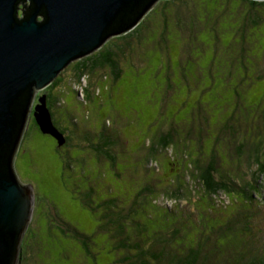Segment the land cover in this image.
<instances>
[{"label": "rangeland", "instance_id": "1", "mask_svg": "<svg viewBox=\"0 0 264 264\" xmlns=\"http://www.w3.org/2000/svg\"><path fill=\"white\" fill-rule=\"evenodd\" d=\"M239 3L240 0H182L185 8L183 20L186 23L184 31L175 27L176 19L172 15V10L165 9L162 17L168 16L170 26L165 33H161L162 17L158 14L155 16L154 11L162 5V2L156 0L140 22H147L151 14H153L152 20L150 17L148 26L147 23H143L139 35H136L133 42L138 44L140 41V46L134 48L136 52L144 51L143 54H147V57L140 54L141 52L134 53L130 68L126 58H120L122 68L129 71L122 75L118 83L114 84L109 68H98L94 74H89L88 78L84 77L82 82L77 81L72 68L76 60L60 74L64 80L55 87L53 93L65 96L67 99L64 98L71 102L70 109L74 115V118H71L62 113L64 125L69 131H73L77 124L87 125L96 122L100 128L106 120L116 130L123 129L126 132L124 134L126 140L121 143L118 141L117 145L113 146V152L116 153V157H119L124 150L130 152L126 155L129 163L134 158L136 160L138 158V155L132 156L133 150H136L134 147L140 146L156 129L168 130L169 127L182 133L176 134V139L182 140V144L188 141L193 154H198V149L207 147L211 141L210 145L216 144L218 153L223 154L225 161L236 162L238 160L236 147L239 146V141L232 143L230 131L220 130L219 122L223 118L222 115L231 112L235 107V115L256 118L255 115L260 113V110L263 114L264 109V103L261 104V99H264V76L258 80L247 75L221 76L233 68L232 62L226 60L239 54L241 46L244 47L247 57H256L257 65L264 69V19L258 26L242 27L240 22L246 9L239 8L237 11L236 5L240 6ZM261 15H264L262 10ZM236 31L244 37L242 40L236 38L235 41H231ZM181 56L184 65L181 64V60L179 61ZM182 65L186 70L185 77L180 75ZM236 66L237 64L234 63V67ZM250 70L254 72V69ZM250 81L252 84L249 85ZM86 86H88L86 89L88 100H83L82 87ZM247 86L249 91L246 92ZM204 89L207 92L203 94ZM238 91L241 92L240 96ZM201 94L204 102L202 108L208 112L210 123L208 124L201 116L197 119L194 110L191 124H182L181 122H187L184 117L191 111L192 105ZM183 101H186L184 107H182ZM205 102L208 104L205 105ZM65 105L67 107L66 103ZM174 114L177 120H170ZM220 114L221 118H219ZM186 117L190 120V114ZM262 121L261 116L259 122L261 125ZM213 122L218 124L213 127ZM244 122L236 125L239 132L244 133L245 129L250 128L245 126ZM97 125L94 126L96 131H101L102 129ZM239 132L238 136H240ZM260 134L258 133L255 139L259 138ZM188 136L191 137L185 140ZM24 137L17 154V162L20 166L18 170L24 182H31L34 185L37 195L34 215L24 235L22 258L19 264H117L113 261L122 256V251L111 249L113 246L108 241L103 250L101 247L93 246L94 252L98 253L96 260L89 257L79 240L73 234L61 229L63 223L53 211V204L63 219L90 233L89 228L95 225L94 221L97 223L100 221L83 205L84 187L90 184V180L102 189L106 183H111L115 191L105 192L101 196L108 194L113 196L119 194L122 185H127V190L132 189L129 182L131 177L123 172L118 176L111 163L106 164L104 156L100 161L87 155L86 150L90 151V148L83 147L86 142L80 145V140L74 139L71 141L72 145L59 148L57 141L50 134L43 133L32 117L28 121ZM216 138L220 140L219 143L216 142ZM199 139L203 140V146ZM94 140L97 138L95 137ZM82 149L84 151H81V154L85 156L86 161L92 160L95 167L103 171V174L92 171L90 166L81 169L75 156ZM184 149L182 146L171 149L165 153V158L172 161L171 155L182 157ZM67 153L70 154V158ZM167 160L159 159L160 167L153 168L155 164H152L153 167L151 166L145 174L155 176V173L160 174L161 171H165L170 175L174 168L173 164L167 163ZM67 161L69 166L65 165ZM219 161L222 163L224 159L220 158ZM228 162H224V165H228ZM116 167L122 171L123 165L117 163ZM237 168L246 170L248 165L243 163L242 168L240 165ZM157 181L155 179L154 183ZM195 182L197 183L196 178ZM258 183L261 199L250 205L249 212L252 214L254 227H258L261 244L264 245V174ZM129 194L123 197L127 199ZM198 194V191L191 194L195 198L181 197L177 201L168 199L160 203L173 209L181 208L186 212H197L212 207L206 198L204 201L203 198H198ZM231 198L225 194L219 196L220 201L224 203L231 201ZM44 227L45 229L42 230ZM31 232H35V238ZM101 232V229L98 230L97 235ZM98 238L106 240L103 234Z\"/></svg>", "mask_w": 264, "mask_h": 264}, {"label": "trees", "instance_id": "2", "mask_svg": "<svg viewBox=\"0 0 264 264\" xmlns=\"http://www.w3.org/2000/svg\"><path fill=\"white\" fill-rule=\"evenodd\" d=\"M161 2L162 5L154 11L155 16L158 14L162 17L163 10L171 9L172 15L176 19L175 27L184 31L186 23L183 20L185 8L182 5V0H161ZM239 5H236L237 11L239 8L246 9L240 22L242 27L261 24L262 19H264V15H261V10L264 12V0H240ZM150 17L152 20L153 14ZM150 17L147 22L139 21L134 28L114 35L94 53L76 60L72 67L76 80L82 82L84 77L88 78L89 74H94L98 68H109L113 75L114 84L118 83L122 75L127 70L129 71V69L122 68L120 58H126L130 68V64L133 63V54L144 53L142 50L136 52L134 48V46H140V41L138 40V44L133 42L136 35H139L143 23H147L148 26ZM169 24L168 16L164 15L160 22L161 33H165L169 29ZM243 37L236 31L231 41H235L236 38L242 40ZM143 55L146 56L147 54ZM180 60L183 64V56L179 57ZM257 60L256 57H247L244 47L241 46L239 54L226 60L232 62L231 67L233 68L224 74L222 73L221 76L247 75L258 80L264 76V69L257 65ZM234 63L237 64L236 67H234ZM183 65L180 75L185 77L186 70ZM250 69H254V72ZM63 80L60 75L54 83L47 87L46 92H48V98L50 96L48 106L52 111L53 120L67 137V144L64 147L72 145L71 141L74 139L80 140V145L86 142L83 147L90 148V151L86 150L87 155H91L100 161L104 156L106 164L110 162L118 176L122 175L123 172L131 177L129 182L132 189L127 190V185H122L119 194L113 196L109 194L101 196L105 192L115 191L111 183H106L102 189L90 180V184L84 187L82 191L83 205L100 221V223L94 221L95 225L89 228L90 233L63 219L53 204V211L63 223V226H60L61 229L73 234L89 257L96 260L98 253L94 252L93 246L96 245L103 250L106 248V241H108L113 246L111 249L122 251V256L117 257L116 260L113 257V262L117 264H264V245L261 244V236L257 232L258 227H254L253 217L249 212L250 205L261 199L258 181L264 174V109L263 114L260 110V113L255 115L256 118L235 115V107L231 109V112L222 115L223 118L219 122L220 130L230 131L232 143L239 141V146L236 147V153H238L236 162L225 161L223 154L218 153L219 149L216 148V144L210 145L211 141L207 147H202L204 145L202 139H199L202 144L199 147L203 149H198L199 153L193 154L188 141L182 144V140L176 139V134L182 133L176 132L173 127H169L168 130L156 129L140 146L134 147L136 150H133L132 156L138 155V158L137 160L134 158L129 163L126 160V155L130 152L124 150L119 157H116V153L113 152V146L117 145L118 141L121 143L126 140L124 135L126 132L123 129L118 128L116 130L106 120L103 122V127L100 128L96 122L87 125L84 123L77 124L73 131H69L64 125L62 113L74 118L70 109L71 102L66 100L65 96L54 95L53 93L55 87ZM87 88L88 86L82 87L84 91L83 100H88ZM247 91H249L248 86ZM206 92L207 90L204 89L203 94ZM237 93L240 96L241 92L238 91ZM203 94L198 96L197 101L191 107V111L186 113L184 119L187 122L180 121L182 124H191L194 110H196L197 119L201 116L202 119L205 118L208 124L210 123L208 112L202 108L204 104L202 101ZM262 102L264 103V99H261V104ZM185 105L186 101H183L182 107ZM187 114H190V120L186 117ZM261 116L262 125L259 123ZM172 118L170 120H177L175 114ZM219 118H221V114ZM32 120L39 128L33 116ZM166 120L169 121V119ZM243 121H245V126H250L249 129L244 130V133L239 132L236 128V125L243 124ZM217 124L218 122H213V127ZM95 125L102 130L96 131ZM238 132L240 136H238ZM258 133L261 138L255 139ZM95 137L97 140H94ZM190 137H185V140ZM219 141L216 138V142L219 143ZM181 146L185 148L182 157L171 155L172 161L165 158L167 151ZM81 151L84 150H80L75 156V160L79 166L81 165V169L90 166L92 171H99L103 174V171L95 167L92 160L86 161ZM68 153L67 156L70 158ZM163 158L167 160L168 164H173L174 170L171 171L170 175L165 171H161L160 174L155 173V176L145 174L151 166L153 167L152 164H155L153 168L160 167L158 160ZM220 158L224 159L222 163L219 161ZM179 160L181 161L178 162ZM224 162L229 164L224 165ZM16 163L19 169V162L16 161ZM117 163L123 165L122 171L116 167ZM243 163H247L248 168L239 170L237 167L240 165L242 168ZM65 165L69 166V162L67 161ZM25 172L27 173L26 169ZM155 179L158 181L154 183ZM195 188L199 192L198 198H203V201L206 198L212 207L197 212H186L181 208L173 209L160 203L168 199L177 201L181 197L195 198L194 195H191L197 192ZM127 193L130 194L128 195L129 198L126 199L123 196H127ZM221 194L232 197L231 201L221 202L219 199ZM41 222L43 223V221ZM44 225L46 227V224ZM86 228L88 229V227ZM100 229L102 231L100 235L103 234L106 240L98 238L100 235H97V232ZM31 233L35 238V232ZM96 238L98 239L96 240Z\"/></svg>", "mask_w": 264, "mask_h": 264}, {"label": "water", "instance_id": "3", "mask_svg": "<svg viewBox=\"0 0 264 264\" xmlns=\"http://www.w3.org/2000/svg\"><path fill=\"white\" fill-rule=\"evenodd\" d=\"M0 0V264H19L36 192L16 165L33 116L58 146L47 87L74 60L134 28L156 0ZM23 5V6H24ZM120 24V25H119Z\"/></svg>", "mask_w": 264, "mask_h": 264}, {"label": "flooded vegetation", "instance_id": "4", "mask_svg": "<svg viewBox=\"0 0 264 264\" xmlns=\"http://www.w3.org/2000/svg\"><path fill=\"white\" fill-rule=\"evenodd\" d=\"M24 3H25V5L22 4V3L20 4V7L22 6L21 9L19 10L20 14H23V12H24V11H23V8H26V5H28L29 3H31V0H25ZM23 5H24V6H23ZM47 93H48V92H47ZM48 101H50V96H49V98H48ZM52 137H53V136H52ZM53 138H54V137H53ZM54 139H55V138H54ZM55 140H56V139H55ZM66 144H67V143H65L64 145L60 146L59 148H61V149L64 148V146H65Z\"/></svg>", "mask_w": 264, "mask_h": 264}, {"label": "bare ground", "instance_id": "5", "mask_svg": "<svg viewBox=\"0 0 264 264\" xmlns=\"http://www.w3.org/2000/svg\"><path fill=\"white\" fill-rule=\"evenodd\" d=\"M55 95V94H54Z\"/></svg>", "mask_w": 264, "mask_h": 264}]
</instances>
